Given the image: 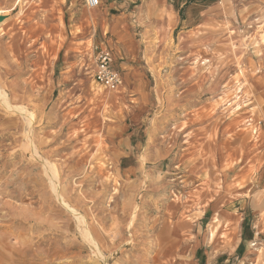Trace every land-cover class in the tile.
Instances as JSON below:
<instances>
[{
  "label": "rangeland",
  "instance_id": "1",
  "mask_svg": "<svg viewBox=\"0 0 264 264\" xmlns=\"http://www.w3.org/2000/svg\"><path fill=\"white\" fill-rule=\"evenodd\" d=\"M99 1L21 0L0 25V264H264V10L132 5L119 44Z\"/></svg>",
  "mask_w": 264,
  "mask_h": 264
},
{
  "label": "crops",
  "instance_id": "2",
  "mask_svg": "<svg viewBox=\"0 0 264 264\" xmlns=\"http://www.w3.org/2000/svg\"><path fill=\"white\" fill-rule=\"evenodd\" d=\"M107 1V25L106 31L110 34L111 37L116 39L119 44L128 42L129 39H122L124 35L127 36L130 21L128 20L129 16L126 15V9L132 5H136V9L133 12L137 21L146 23L150 20L156 13L165 12L172 21V24L177 25L179 22L181 25L185 22L184 17L189 16L190 12L194 10L200 0H105ZM216 2L218 0H215ZM264 10V0H251L248 10L251 14L256 15L259 10ZM198 13V12H197ZM199 14V13H198ZM200 15H203V12H200ZM84 14H81L79 24L85 27V20L82 19ZM110 17V18H109ZM173 26V25H172ZM264 178V176L262 177ZM263 197H264V190ZM230 202V201H229ZM228 203H223L222 208L226 207ZM227 211V210H226ZM257 225H259V220ZM261 233H258V236ZM262 235V234H261ZM241 236L235 243L234 250H236L241 243Z\"/></svg>",
  "mask_w": 264,
  "mask_h": 264
},
{
  "label": "built area",
  "instance_id": "3",
  "mask_svg": "<svg viewBox=\"0 0 264 264\" xmlns=\"http://www.w3.org/2000/svg\"><path fill=\"white\" fill-rule=\"evenodd\" d=\"M99 0H85V5L89 9L99 6ZM94 58L96 81L104 85L108 90H116L120 83V76L111 66V57L108 52H99Z\"/></svg>",
  "mask_w": 264,
  "mask_h": 264
},
{
  "label": "bare ground",
  "instance_id": "4",
  "mask_svg": "<svg viewBox=\"0 0 264 264\" xmlns=\"http://www.w3.org/2000/svg\"><path fill=\"white\" fill-rule=\"evenodd\" d=\"M20 3H21V0H16L15 1V3H14V6H13V8L11 9V10H6V11H2V10H0V16H2V17H4V20L3 21H1L0 22V25H2L3 23H5V21H6V18L7 17H10L9 15H10V11H12L14 8H15V6H18V5H20ZM126 78V77H125ZM128 79V78H127ZM0 96H3V98L5 99L6 98V96H5V94L2 92V91H0ZM7 99H5V101H6ZM4 101V100H3ZM6 105V104H5ZM30 116V115H29ZM27 118H29L28 116H27ZM31 118V117H30ZM29 118V119H30ZM51 177V176H50ZM52 179V178H51ZM53 180V179H52ZM67 207V206H66ZM72 210V209H71ZM70 210V211H71ZM73 211V210H72ZM72 213H74V211L72 212ZM74 215H76V214H74ZM76 216H78V215H76ZM82 220V219H81ZM83 221V220H82ZM82 223H84V222H82ZM86 227V226H85ZM84 229V228H83ZM263 230V229H262ZM85 231V234H87L88 233V231H87V229H85L84 230ZM223 235H224V233H222ZM88 235V234H87ZM92 236V235H91ZM219 236V235H218ZM88 238V237H87ZM91 239V238H90ZM93 239V238H92ZM91 241V240H90ZM89 241V242H90ZM94 241V240H93ZM91 243V242H90ZM92 244V243H91ZM97 244V243H96ZM94 245V244H93ZM99 248V247H98ZM255 251H257V249H255Z\"/></svg>",
  "mask_w": 264,
  "mask_h": 264
},
{
  "label": "water",
  "instance_id": "5",
  "mask_svg": "<svg viewBox=\"0 0 264 264\" xmlns=\"http://www.w3.org/2000/svg\"><path fill=\"white\" fill-rule=\"evenodd\" d=\"M4 20V17L0 16V22Z\"/></svg>",
  "mask_w": 264,
  "mask_h": 264
}]
</instances>
